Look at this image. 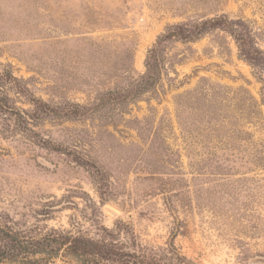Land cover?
Here are the masks:
<instances>
[{
	"label": "rangeland",
	"instance_id": "374dc122",
	"mask_svg": "<svg viewBox=\"0 0 264 264\" xmlns=\"http://www.w3.org/2000/svg\"><path fill=\"white\" fill-rule=\"evenodd\" d=\"M232 31L264 54V0H0V221L264 264V66Z\"/></svg>",
	"mask_w": 264,
	"mask_h": 264
},
{
	"label": "trees",
	"instance_id": "16d2710c",
	"mask_svg": "<svg viewBox=\"0 0 264 264\" xmlns=\"http://www.w3.org/2000/svg\"><path fill=\"white\" fill-rule=\"evenodd\" d=\"M217 23V20L204 23L200 29L207 25L214 27ZM232 33L238 42L240 56L247 62L264 66V54L249 46L243 34ZM189 37L191 36L185 30L176 27L158 39L146 63L148 74L137 84L134 89L136 93L140 90L141 93L147 91L155 83L152 71L157 65V51L161 42L173 38L187 40ZM1 101L0 98V103ZM0 108L19 115L6 106V103L0 104ZM100 238L92 240L72 234L30 237L0 221V264H53L57 259L62 262L74 261L76 264H181L184 261L172 245L166 250L158 251L141 247L133 238L126 243L107 241L106 238H116V234L111 232L102 234Z\"/></svg>",
	"mask_w": 264,
	"mask_h": 264
}]
</instances>
